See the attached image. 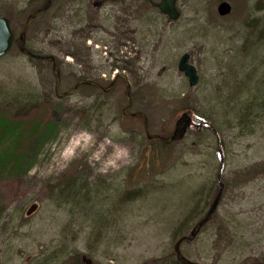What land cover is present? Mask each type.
Returning a JSON list of instances; mask_svg holds the SVG:
<instances>
[{"label":"rangeland","instance_id":"1","mask_svg":"<svg viewBox=\"0 0 264 264\" xmlns=\"http://www.w3.org/2000/svg\"><path fill=\"white\" fill-rule=\"evenodd\" d=\"M47 1L0 0L16 37L0 58V117L25 123L20 168L0 169V264H180L175 244L209 210L219 174L218 209L182 254L264 264V0H177V20L149 0ZM38 10L26 48L56 58L59 93L80 79L108 88L122 73L130 108L122 79L58 96L50 61L20 50ZM185 53L195 86L178 68ZM185 112L197 126L182 140L148 139L141 114L150 133L169 136ZM36 123L58 131L40 138ZM114 145L128 152L105 167Z\"/></svg>","mask_w":264,"mask_h":264},{"label":"water","instance_id":"2","mask_svg":"<svg viewBox=\"0 0 264 264\" xmlns=\"http://www.w3.org/2000/svg\"><path fill=\"white\" fill-rule=\"evenodd\" d=\"M150 3L153 6L159 8V10L163 12L164 14H166L171 20H177L180 17L181 13L177 8V0H161L160 2H155L153 0H150ZM100 4H102L101 0H97V2L95 3L96 6H100ZM48 6L46 7V9L48 8ZM217 10H218L219 15L225 16L231 13L232 6L229 2L223 1L218 5ZM39 13L40 11H37L33 16L30 17V20H28V22L26 23L24 31L20 35V41L22 43L20 50L22 52L26 51L29 54H31V52L26 49V46H25L26 38L25 37H26L27 29L30 26V23L39 15ZM14 43H15V34L11 27L10 20L5 16H0V58L7 55L12 50ZM48 59L50 60L51 65H52V72L56 78V89L58 90L60 86V82H61V73L57 69L55 57L48 56ZM178 68L180 71L184 72L185 75L189 78V82L191 86H195L198 83L199 81L198 71H197V68L190 62V55L188 53H185L181 56L179 64H178ZM119 76L122 77L127 83L126 98L128 100V107H130L131 102H132L131 84L124 74L121 73L119 74ZM83 84L101 87L98 83L94 81L82 79L78 81V83L75 86H73L69 91L65 93H59V96L62 97V96L69 95L75 89H77L79 86ZM112 85L108 88H103V90L104 91L109 90L112 87ZM142 117L144 119V127H145V131H146L148 139L150 140L159 139L163 143H166V144H170L175 141L182 140L186 136L189 128H191L192 126H195L193 117L189 113L185 112L177 120L175 124V128L173 132L171 133V135L163 136L160 134L150 133L149 128H148L147 117L145 116V114H142ZM219 178H220V175H219ZM223 187H224V184L220 182V190L218 194L214 198L212 205L210 206L206 216L203 219H201L192 229L189 239L195 238L199 234L202 227L210 220V218L217 211L220 201L222 199ZM181 242L182 240H179L175 244L176 259L181 264H201L199 262H195V261H192L186 258L182 254L181 249H180ZM83 259L86 262V264H91L89 259H87L85 256H83Z\"/></svg>","mask_w":264,"mask_h":264},{"label":"trees","instance_id":"3","mask_svg":"<svg viewBox=\"0 0 264 264\" xmlns=\"http://www.w3.org/2000/svg\"><path fill=\"white\" fill-rule=\"evenodd\" d=\"M57 66H58V63H57ZM89 89L92 90V88H89ZM24 125L25 123H24L23 118L8 119V117L4 115L0 117V169L5 167L6 164L8 165V163H12V160H15V163H12L11 169L18 170V168H20L21 165L17 163V159H21L23 161V158L25 157V155H24V152L23 153L20 152L16 154L15 149L18 143L21 141V136L25 135ZM57 129H58L57 125L51 123L40 133L39 132L40 124L36 123L34 126V132L35 134L40 133L39 135L40 138H43L44 136L47 137V136L55 135L58 131ZM10 137H12L11 142H9V144L6 147H4L2 143ZM163 145L168 146L165 143H163ZM14 164L16 165V167ZM70 188L74 190L75 186H73L72 184Z\"/></svg>","mask_w":264,"mask_h":264},{"label":"clouds","instance_id":"4","mask_svg":"<svg viewBox=\"0 0 264 264\" xmlns=\"http://www.w3.org/2000/svg\"><path fill=\"white\" fill-rule=\"evenodd\" d=\"M103 150V147L101 151ZM128 152L127 147L121 146V145H114L113 146V152L111 155L108 157L107 160L103 161V164L105 167L107 166H119L118 161L120 160L121 157L125 156Z\"/></svg>","mask_w":264,"mask_h":264},{"label":"flooded vegetation","instance_id":"5","mask_svg":"<svg viewBox=\"0 0 264 264\" xmlns=\"http://www.w3.org/2000/svg\"><path fill=\"white\" fill-rule=\"evenodd\" d=\"M103 1H104V0H103ZM96 2H97V1H96ZM96 2H95V3H96ZM104 2H105V1H104ZM104 2H103V3H104ZM95 3H94V6H95V7H100L101 5H103V3H102V4H100V6H96ZM24 53L28 54V52H26V51H25ZM33 57H34V56H33ZM35 58H45V56L41 55V57H40V56H36ZM119 79H122V80L126 83V81H125L122 77H120L119 75H116L115 78L110 82V85H111V84H114V86L111 88V90H113V88L115 87V85L118 83V80H119ZM87 80H91V79H87ZM92 81L98 83V84L101 86V87H97V86H89V85H87V87L92 88V91L102 90V92H106V91L103 90V88H106V87L103 86L99 81H96V80H92ZM126 87H127V84H126ZM89 88H88V89H89ZM111 90H110V91H111ZM131 106H132V105H131ZM131 106H130V107H131ZM125 113L128 114L129 116H132V117H134V116H136V117L139 116V113H138V112H136V113H131V112H127V111L125 110ZM205 215H206V214H205ZM205 215H204L203 217H205ZM203 217H202V218H203Z\"/></svg>","mask_w":264,"mask_h":264},{"label":"bare ground","instance_id":"6","mask_svg":"<svg viewBox=\"0 0 264 264\" xmlns=\"http://www.w3.org/2000/svg\"><path fill=\"white\" fill-rule=\"evenodd\" d=\"M91 81H92V80H91ZM82 86L87 87V84H83ZM89 86H92V85H89Z\"/></svg>","mask_w":264,"mask_h":264}]
</instances>
